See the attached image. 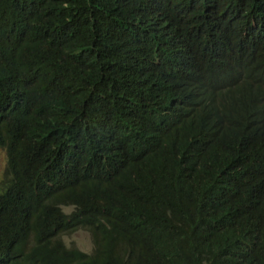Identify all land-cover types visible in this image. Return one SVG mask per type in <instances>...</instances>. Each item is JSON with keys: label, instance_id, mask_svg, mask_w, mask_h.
Here are the masks:
<instances>
[{"label": "trees", "instance_id": "obj_1", "mask_svg": "<svg viewBox=\"0 0 264 264\" xmlns=\"http://www.w3.org/2000/svg\"><path fill=\"white\" fill-rule=\"evenodd\" d=\"M0 149V264H264V0H0Z\"/></svg>", "mask_w": 264, "mask_h": 264}, {"label": "clouds", "instance_id": "obj_2", "mask_svg": "<svg viewBox=\"0 0 264 264\" xmlns=\"http://www.w3.org/2000/svg\"><path fill=\"white\" fill-rule=\"evenodd\" d=\"M196 76L199 78L202 91L208 96L218 101L215 106V111L210 112L209 126L215 127L220 124H230L233 121L234 112L228 116L225 114L227 109L220 102H227L225 98L224 86H228L231 91L241 95V90L238 84L234 81L232 73L228 67L227 60L222 58L218 61H203L198 64Z\"/></svg>", "mask_w": 264, "mask_h": 264}, {"label": "rangeland", "instance_id": "obj_3", "mask_svg": "<svg viewBox=\"0 0 264 264\" xmlns=\"http://www.w3.org/2000/svg\"><path fill=\"white\" fill-rule=\"evenodd\" d=\"M7 169V154L4 149H0V182L4 179ZM65 241L69 246L75 245L84 252H89L91 249L88 236L79 231L75 234L65 237Z\"/></svg>", "mask_w": 264, "mask_h": 264}]
</instances>
